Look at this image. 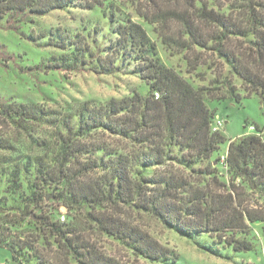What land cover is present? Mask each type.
I'll list each match as a JSON object with an SVG mask.
<instances>
[{
    "label": "trees",
    "instance_id": "1",
    "mask_svg": "<svg viewBox=\"0 0 264 264\" xmlns=\"http://www.w3.org/2000/svg\"><path fill=\"white\" fill-rule=\"evenodd\" d=\"M107 1L0 0V28L35 44L41 36H26L21 31V25L33 17L72 6L106 10L115 38L105 56L101 44L93 38V50L76 51L80 55L68 65L72 69L88 65L107 73L133 64V70L148 86L146 93L132 90L127 96L110 98L99 105L79 103L72 114L57 120L52 142H41L44 152L26 158V172H32L42 184L53 185L56 201L67 210H78L99 231L122 242L137 257L171 263L178 259L176 252L132 224L125 215L127 208L146 212L183 236L193 238L204 233L211 243L224 245L234 253L253 251L255 245L247 237L249 223H264V208L249 198H264L263 131L253 127V133L227 139L219 129L213 130L216 115L205 97L226 96L205 86H193L164 64L146 29L116 7L107 8ZM174 3L179 4V0ZM239 3L236 8L242 16L238 19L221 11L223 4L216 9L209 0H185L182 9L171 7L142 16L158 24V34L167 47L183 52H194L196 47L210 50L242 81L247 94L253 92L264 99V0ZM239 37L246 39L245 47L235 44ZM12 58L13 54L0 50V59ZM59 67L38 64L26 71ZM221 84L230 100L240 103L241 95L230 78H224ZM41 113L25 104L0 101V121L20 123L38 119ZM226 142L222 159L217 157V164H213V154ZM1 147L5 148L3 144ZM219 163L228 175L227 181L221 179ZM13 169L16 176L19 170L16 166ZM31 187L29 202L42 201L36 184ZM32 217L54 236L57 247L79 264H124L104 255L78 224L54 221L42 214ZM1 232L0 246L7 247L13 260H18L24 249L39 257L35 245L15 240L4 243ZM206 249L215 251L209 245Z\"/></svg>",
    "mask_w": 264,
    "mask_h": 264
},
{
    "label": "rangeland",
    "instance_id": "2",
    "mask_svg": "<svg viewBox=\"0 0 264 264\" xmlns=\"http://www.w3.org/2000/svg\"><path fill=\"white\" fill-rule=\"evenodd\" d=\"M209 2L216 9L218 4H223L220 10L232 14L236 19L242 16V11L236 8L240 4L239 0ZM174 4V0L106 2L107 8L116 7L146 29L155 42L158 55L164 64L174 68L193 86H205L215 90V94L226 96L224 99H211L206 96L205 101L214 109L216 117L223 120V126L219 131L224 133L227 139L253 133L255 130L251 128L252 126L261 128L264 139V99L253 92L247 94L242 81L210 50L196 47L194 52H183L167 47L158 34V24L149 23L142 16L144 13L156 14L171 7L182 9L185 7V0H179V4ZM104 11L106 10L101 8L89 10L72 6L65 10H54L41 17H33L32 21L21 25V31L26 36H41L36 44L14 31L0 28V50L14 55L11 60L0 59V101L14 102L16 105L25 104L38 113L42 111L38 119L20 120V123H12L7 119L0 121V229L3 231L1 236L4 243L15 240L20 244L28 242L35 245L36 254L39 256L31 255L29 249H24L20 252L18 260H13L11 252L3 245L0 246V264H44L45 261L55 264H79L76 259L57 247L54 236L34 220L33 214H42L65 224H78L84 235L104 255L124 264H264V223H249L250 233L247 237L255 245V249L234 253L224 245L211 243L212 240L207 234L189 238L165 226L146 212L127 208L125 215L132 224L147 231L178 255L175 263L137 257L122 242L99 231L95 224L78 210H67L56 201L53 194L57 189H54L53 185L49 187L42 184L41 180H35L32 172H26L24 166L26 158L44 152L41 142H52L57 120L72 114L79 103L89 101L93 105H99L110 98L127 96L132 90L142 93L147 91L148 86L133 70V64L122 67L119 71L107 73L100 72L99 69L94 70L88 65L78 69H72L68 65L74 56L80 55L77 52L81 49L87 48L86 52L93 50V38L101 44L104 49L101 54L105 56V50L115 35L110 32ZM237 43L245 47L247 41L239 37L235 40L236 45ZM38 64H57L60 67L26 71V68ZM226 77L230 78L231 84L236 86V92L241 95L240 103L231 101L228 97L224 85L221 84ZM100 137L111 142L110 138L102 135ZM2 144L5 148L1 147ZM226 146L227 142L213 154V164H217L216 158L222 157ZM15 166L19 172L13 176ZM218 168L221 179L227 181L228 175L220 163ZM150 172L151 169L147 170V173ZM33 183L43 194L42 201L29 202ZM249 198L264 208V198L258 195ZM25 204L28 207L24 206ZM208 245L215 251H208L206 249Z\"/></svg>",
    "mask_w": 264,
    "mask_h": 264
},
{
    "label": "built area",
    "instance_id": "3",
    "mask_svg": "<svg viewBox=\"0 0 264 264\" xmlns=\"http://www.w3.org/2000/svg\"><path fill=\"white\" fill-rule=\"evenodd\" d=\"M222 126H223V120L216 117L215 122L213 124V130H218V129L222 128ZM251 128H253V126Z\"/></svg>",
    "mask_w": 264,
    "mask_h": 264
}]
</instances>
